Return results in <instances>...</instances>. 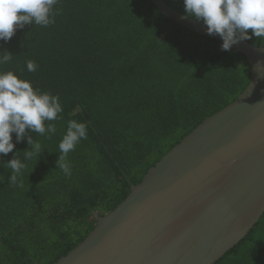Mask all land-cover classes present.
<instances>
[{"label":"trees","instance_id":"16d2710c","mask_svg":"<svg viewBox=\"0 0 264 264\" xmlns=\"http://www.w3.org/2000/svg\"><path fill=\"white\" fill-rule=\"evenodd\" d=\"M165 1L185 14L183 0ZM57 8L53 25L27 24L0 41V52L13 54L0 71L59 94L63 106L55 135L32 134L43 152L27 162L22 188L11 186L5 162L29 149L27 139L0 160V264H54L67 255L133 184L250 83L245 55L175 24L150 0H59ZM247 41L264 46L255 36ZM71 119L87 124L88 139L68 154V177L56 162ZM215 264H264V215Z\"/></svg>","mask_w":264,"mask_h":264},{"label":"water","instance_id":"95a60500","mask_svg":"<svg viewBox=\"0 0 264 264\" xmlns=\"http://www.w3.org/2000/svg\"><path fill=\"white\" fill-rule=\"evenodd\" d=\"M175 24L222 44L203 21L150 0ZM250 83L153 166L54 264H215L264 215V46L243 40Z\"/></svg>","mask_w":264,"mask_h":264},{"label":"clouds","instance_id":"9594fccd","mask_svg":"<svg viewBox=\"0 0 264 264\" xmlns=\"http://www.w3.org/2000/svg\"><path fill=\"white\" fill-rule=\"evenodd\" d=\"M58 3L59 0H0V41H10L17 29L27 24L41 27L53 25L59 15ZM183 4L186 17L203 21L209 35L221 37L222 51H231L234 45L253 36L264 39V0H183ZM12 57L13 54L7 49L0 52V66L10 62ZM26 67L29 72H35L38 65L28 60ZM62 112L59 94L34 88L30 80L18 78L13 71H0V160L25 139L30 146L23 152L17 151L11 160L4 161L5 168L11 170V186L22 188L23 170L27 162L41 157L42 145L32 134L50 139L57 132L53 122L62 118L59 115ZM87 139L85 122L75 119L67 122L58 145L59 157L56 162L57 168L65 176L72 175L68 154L75 150L81 140Z\"/></svg>","mask_w":264,"mask_h":264}]
</instances>
